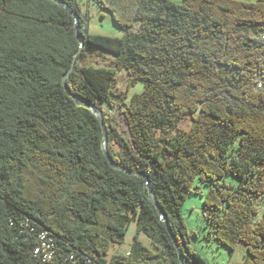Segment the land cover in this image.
Segmentation results:
<instances>
[{
	"label": "trees",
	"instance_id": "trees-1",
	"mask_svg": "<svg viewBox=\"0 0 264 264\" xmlns=\"http://www.w3.org/2000/svg\"><path fill=\"white\" fill-rule=\"evenodd\" d=\"M62 1L77 20L53 0H0V264H66L71 250L77 264H180L169 230L184 264H205L182 215L201 186L209 235L230 250L244 243L243 264H264V211L253 221L264 199V0H94L118 37L90 34L81 1ZM92 45L114 65L80 64ZM77 51L67 86L103 111L112 158L148 184L109 164L100 121L66 92ZM139 80L143 90L128 97ZM186 116L189 129L176 132ZM133 220L130 249L107 260ZM41 230L57 246L52 261L32 253Z\"/></svg>",
	"mask_w": 264,
	"mask_h": 264
},
{
	"label": "rangeland",
	"instance_id": "rangeland-1",
	"mask_svg": "<svg viewBox=\"0 0 264 264\" xmlns=\"http://www.w3.org/2000/svg\"><path fill=\"white\" fill-rule=\"evenodd\" d=\"M82 10L87 14V28L90 34H101L108 36H121L122 28H120L113 20L111 14L102 8L94 1L80 0ZM180 3L182 0H172ZM242 1H255V0H242ZM115 55L107 52L96 46H86L85 51L80 58V64H93L95 66H112L114 65ZM118 85L122 91L127 89V80L122 72L118 74ZM144 82L137 81L134 85L130 86L127 93L128 97L133 94L140 93L143 90ZM102 108L108 114V117H115L117 121V128L120 133L127 135V129L124 120L111 109H107L106 105ZM191 125V117L186 116L178 122L179 130L176 132L182 133L187 131ZM226 182L237 184L239 179L237 176L228 173L225 174ZM202 193H189L182 205V215L187 228L190 233V247L196 252L205 264H243L245 258L248 256L247 247L244 243L239 242L233 250L228 249L226 246L220 244L214 237L209 235L208 219L203 216V199L206 187L201 186ZM258 212L253 216V221L256 222L264 211V199L258 198L256 200ZM137 231V223L135 220L131 221L127 229L125 238L122 243H115L111 245L108 253L104 255L107 260H110L114 252L127 253L132 244L134 235ZM139 240L149 247H152L150 237L141 232Z\"/></svg>",
	"mask_w": 264,
	"mask_h": 264
},
{
	"label": "water",
	"instance_id": "water-1",
	"mask_svg": "<svg viewBox=\"0 0 264 264\" xmlns=\"http://www.w3.org/2000/svg\"><path fill=\"white\" fill-rule=\"evenodd\" d=\"M53 1H55L57 3H60L61 5L65 6L66 9H68L73 14L75 19L76 20L78 19V16L70 9V7L67 4H65L64 1H62V0H53ZM76 35H77V39H78L79 43L83 44L84 37H83V35L78 33V27H76ZM77 56H78V51L75 53V55H74V57L72 59V64H71L70 68L63 74V77H62V84H63L66 92L70 96L73 97V99L75 100L76 104L84 106V107L90 109L96 115L98 120L100 121L101 126H102V130H103V137H104L103 142H102V152H103L104 156L106 157L107 161L109 162V164L113 168L121 170V171H123L125 173L143 177L144 180H145V183L148 184L149 181H148V179H147V177L145 175L137 173L135 171H131V170L127 169V168L122 167L121 165H119L112 158V156H111V154H110V152L108 150V145H107V132H106L107 127H106V124H105L103 111L101 109H99L96 105L87 104V103L81 101L80 99H78L77 97L73 96V94L71 93L69 87L67 86L66 79H67V76H68L69 72L74 68V66L76 64ZM149 199L155 205V207L157 208V211L159 213L160 218L164 221V223L166 224V226L168 228V224H167V219H166L165 213L160 208V206L158 205V202L156 200L155 194H154L153 190L151 189V187H149ZM168 230H169V228H168ZM169 233H170L172 241H173V243H174V245L176 247V250H177V253H178L179 262H180V264H184L183 263V252L179 249V247H178V245L176 243V239L173 237V235L171 234L170 230H169Z\"/></svg>",
	"mask_w": 264,
	"mask_h": 264
},
{
	"label": "built area",
	"instance_id": "built-area-1",
	"mask_svg": "<svg viewBox=\"0 0 264 264\" xmlns=\"http://www.w3.org/2000/svg\"><path fill=\"white\" fill-rule=\"evenodd\" d=\"M118 83L117 90L121 91L122 89H120L121 87L118 85ZM204 216H206L205 213ZM30 230H33V227H31ZM32 253L34 256L40 257L43 261H52L57 255V246L54 242V239L48 235L46 230H41L37 233L36 244L32 248ZM61 260L66 264H77V257L72 250L65 252ZM91 263L98 264L88 257H86L82 264Z\"/></svg>",
	"mask_w": 264,
	"mask_h": 264
},
{
	"label": "crops",
	"instance_id": "crops-1",
	"mask_svg": "<svg viewBox=\"0 0 264 264\" xmlns=\"http://www.w3.org/2000/svg\"><path fill=\"white\" fill-rule=\"evenodd\" d=\"M90 0H88V3H89Z\"/></svg>",
	"mask_w": 264,
	"mask_h": 264
}]
</instances>
